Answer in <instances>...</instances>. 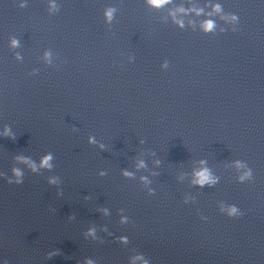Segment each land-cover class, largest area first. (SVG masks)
Returning <instances> with one entry per match:
<instances>
[{
  "label": "clouds",
  "instance_id": "9594fccd",
  "mask_svg": "<svg viewBox=\"0 0 264 264\" xmlns=\"http://www.w3.org/2000/svg\"><path fill=\"white\" fill-rule=\"evenodd\" d=\"M148 3L153 6V7H161L163 5H166L168 3H170V0H148ZM25 5H21V7H24ZM51 8L54 10L56 8V6L53 4L51 5ZM115 10L114 9H108L105 12V17L108 21H111L112 16H113V12ZM178 11L183 12L184 9H178ZM197 14H200V12L202 10H196ZM221 12V7L220 5H215L213 7V13H220ZM212 13H210L209 15H211ZM222 19H225V17H221ZM231 21H235L237 18L235 16H231L230 17ZM180 27H183V22L180 20L175 21ZM201 28L205 31V32H211L214 30L215 28V23L212 20H206L202 23ZM11 46L12 47H18L19 46V41L13 39L11 41ZM50 57V53L46 52L45 53V59L48 60ZM17 59H21V57L19 55H17ZM9 129L6 127L5 128V132L4 135L8 136L9 135ZM89 142L90 143H94V139L93 138H89ZM101 147H103L101 145ZM16 159L20 162H23L25 164H27L29 166V168L31 169V171L33 173L38 172L39 168H44V169H51L52 168V164L51 161L53 159V156L51 153L46 154L45 156L42 157L39 166H37L33 161H31L29 158L27 157H16ZM205 161H201V164H205ZM235 166L238 169H245V171L243 172L242 175H240L238 177V180L240 182H244L245 180H249L252 177V170L250 168L247 167V165L241 161H236L235 162ZM138 167H144L143 162L141 161L138 164ZM12 172V177H6L7 183L9 184H21L23 183V178H24V173L19 169V168H12L11 169ZM103 175V173H101ZM125 176H131L132 174L129 172H124ZM142 179H145L142 177ZM50 184H54L56 183L55 178L49 179L48 181ZM218 182V178L214 177L210 170L206 167L200 169L199 171H196L194 173V179H193V183L196 185H199L201 187L208 185V186H212L214 184H216ZM220 211L226 213V215L230 218H237L240 217L241 215H243L242 211L236 206V205H229L227 207H225L223 204H221L220 206ZM107 212V210H105V213ZM201 220H205L206 217L201 216L200 217ZM128 219L127 217H124L121 219V223H127ZM87 235H92L94 237V229H89ZM95 238V237H94ZM121 243H128V238L126 236H122L119 238ZM53 255V253H50L49 256ZM137 262H139V264H150L149 259H146L142 254L136 255L134 257H132L131 259V264H137ZM5 264H7V261H5ZM86 264H94V262L92 260H87Z\"/></svg>",
  "mask_w": 264,
  "mask_h": 264
}]
</instances>
